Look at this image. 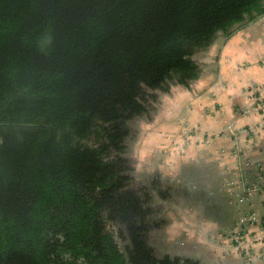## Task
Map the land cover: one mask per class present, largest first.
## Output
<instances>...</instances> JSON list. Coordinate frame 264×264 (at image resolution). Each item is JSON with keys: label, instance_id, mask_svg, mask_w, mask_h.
<instances>
[{"label": "trees", "instance_id": "obj_1", "mask_svg": "<svg viewBox=\"0 0 264 264\" xmlns=\"http://www.w3.org/2000/svg\"><path fill=\"white\" fill-rule=\"evenodd\" d=\"M262 15L264 0H0V264H180L149 246L128 143L157 94L196 90L197 55Z\"/></svg>", "mask_w": 264, "mask_h": 264}, {"label": "crops", "instance_id": "obj_2", "mask_svg": "<svg viewBox=\"0 0 264 264\" xmlns=\"http://www.w3.org/2000/svg\"><path fill=\"white\" fill-rule=\"evenodd\" d=\"M253 23L260 24L223 41L214 68L203 71L196 94L181 97L186 102L178 119L184 121L180 140L167 126L158 131L164 133L158 138L168 145L171 159L176 155L181 163L187 158L192 162L196 156L225 176L224 191L217 195L227 202H213L216 215L211 216H227L236 226L246 215L256 214L259 223L242 225L245 231L240 234L248 243L251 264H264V15ZM186 132L191 137L183 139ZM231 261L224 264L244 263Z\"/></svg>", "mask_w": 264, "mask_h": 264}, {"label": "rangeland", "instance_id": "obj_3", "mask_svg": "<svg viewBox=\"0 0 264 264\" xmlns=\"http://www.w3.org/2000/svg\"><path fill=\"white\" fill-rule=\"evenodd\" d=\"M258 24L260 23L248 24L235 33L241 30L246 32ZM223 41L220 35L209 49L196 56L203 71H211L214 68L213 62L216 61L218 49ZM187 92L176 91L174 97L170 95V98L161 93L157 94L159 103L154 114L153 110H150L148 119L136 121L135 135L128 143L130 156L136 162L135 178L138 184H143L149 194L148 201H143L144 208L151 211L147 220L158 224L157 228L150 232V240L159 241L172 248L173 255L185 252L201 253L210 264H224L231 260H244L243 264H251L250 256L246 257L248 243L243 241L240 232L245 231L242 225L246 223H259L257 215H246L243 217L244 221H239L236 226L230 224L228 218L224 220L225 216H211L214 214L211 210L213 202L217 206H223L226 204L224 202H227L225 198L217 195L220 189L224 191L222 183L226 179L225 176L208 165L209 163L198 161L196 156H193L192 162L188 158L185 159L183 164L176 155L171 159L168 145L158 138V135L164 136L163 132L158 131L167 126V132L177 133L176 140H180L179 128H182L184 121L178 119L186 102L180 100ZM194 92L196 94V90ZM182 137L190 138L191 134L186 132ZM203 211L205 215L202 214ZM123 239L122 236L117 238L120 249L126 251L128 243Z\"/></svg>", "mask_w": 264, "mask_h": 264}, {"label": "flooded vegetation", "instance_id": "obj_4", "mask_svg": "<svg viewBox=\"0 0 264 264\" xmlns=\"http://www.w3.org/2000/svg\"><path fill=\"white\" fill-rule=\"evenodd\" d=\"M224 218L227 219L228 217L225 216ZM149 246L150 248L154 250L155 256L157 257L158 260H163L164 257H169L170 261L172 262H175L176 260L179 259L180 264H186L187 262L192 263V264H210L205 257L201 255L199 256L198 253L189 254V252H185V253H181L178 255H175V254L173 255V253H171L172 248L164 246L163 243H160L159 241L150 240Z\"/></svg>", "mask_w": 264, "mask_h": 264}, {"label": "water", "instance_id": "obj_5", "mask_svg": "<svg viewBox=\"0 0 264 264\" xmlns=\"http://www.w3.org/2000/svg\"><path fill=\"white\" fill-rule=\"evenodd\" d=\"M200 256V255H199Z\"/></svg>", "mask_w": 264, "mask_h": 264}]
</instances>
